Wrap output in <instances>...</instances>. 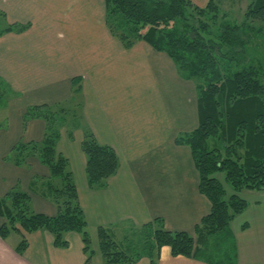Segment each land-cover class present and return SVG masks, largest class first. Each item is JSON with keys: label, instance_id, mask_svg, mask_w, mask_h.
Here are the masks:
<instances>
[{"label": "crops", "instance_id": "obj_1", "mask_svg": "<svg viewBox=\"0 0 264 264\" xmlns=\"http://www.w3.org/2000/svg\"><path fill=\"white\" fill-rule=\"evenodd\" d=\"M189 1L202 8L209 0ZM0 12V23L26 26L0 35V96L6 99L0 107V198L17 189L28 194L35 213L56 215L48 197V169L35 157L20 167L4 158L19 143L42 140L45 122L26 118L30 108L79 105L83 125L71 137L60 132L56 151L68 160L89 238L99 228L112 236L157 219L165 231L193 236L210 203L199 192L189 148L175 141L198 127L195 84L182 79L172 60L147 43L125 48L106 26L104 0H0ZM86 132L119 161L103 190L87 186L80 148ZM238 197L247 207L229 226L236 264H264V191L244 190ZM4 223L0 217V227ZM25 238L22 255L15 251L19 234L0 238V264L86 260L78 233L64 235L66 248H56L45 230ZM156 262L206 264L172 256L167 247L159 250ZM134 264L150 263L141 258Z\"/></svg>", "mask_w": 264, "mask_h": 264}, {"label": "trees", "instance_id": "obj_2", "mask_svg": "<svg viewBox=\"0 0 264 264\" xmlns=\"http://www.w3.org/2000/svg\"><path fill=\"white\" fill-rule=\"evenodd\" d=\"M104 1L106 26L125 48L136 41L147 43L172 60L182 79L195 84L198 127L179 136L175 143L189 148L198 174L199 192L210 203L209 214L194 229L196 238L183 232L165 231L157 219L139 228V236L146 233L142 237L146 240L139 241L134 256L122 249L109 232L99 228L98 246L104 264H134L143 257L150 264H157L162 247H167L175 257H190L206 264H236L235 241L229 226L247 203L233 192L264 191V68L261 64L252 67L250 59L247 68L238 70L243 57L249 54V35L264 34V0H249L241 24L228 22L216 0H209L202 8L189 0ZM0 20L4 22L1 12ZM255 23L260 24L257 29L252 27ZM5 26L0 23V35L20 32L26 27ZM77 92L75 88L74 93ZM49 114L50 109L43 108L27 111L26 118L43 119L44 136L40 142L17 144L4 161L20 167L28 158L35 157L48 169V197L56 207V215L35 213L28 194L13 189L0 198V217L5 220L0 238L5 239L11 232L19 234L21 239L15 251L22 255L28 245L27 234L45 230L53 236L56 248H66L64 235L78 233L86 255L84 264H90L92 251L86 220L68 160L56 151L59 124H52L50 120L55 117L53 114L48 117ZM209 140L215 141L210 149ZM80 148L86 159L88 188L103 190L119 167L115 152L98 144L90 132L85 133ZM216 174H224L232 195L225 192ZM139 249L144 252H138Z\"/></svg>", "mask_w": 264, "mask_h": 264}, {"label": "rangeland", "instance_id": "obj_3", "mask_svg": "<svg viewBox=\"0 0 264 264\" xmlns=\"http://www.w3.org/2000/svg\"><path fill=\"white\" fill-rule=\"evenodd\" d=\"M216 2L219 5L218 8H219L220 13L221 14L225 13L227 15L226 20L228 22L241 24V22L243 20V13H244L247 5L249 4V0H216ZM207 18L209 19L210 16H208ZM189 21H190V19H189ZM205 21H206V19H205ZM217 22L219 23V20ZM214 25H215L214 23H212V25H211V28L213 31H215V28H216V26H214ZM259 26H260V24L255 23V24H253L252 27L257 29ZM251 34L253 36L249 35V39H248V43H247V46H248L247 49L249 50V54H248V52H246V54H248V55L244 56L243 57L244 59L242 57H240L241 60L243 59V62L241 63V66H239L238 70L243 69V68H247L246 64L249 62L250 59H251V65L252 64H258V65L261 64V66L264 68V34H255L253 32ZM253 66L254 65H252V67ZM240 67H242V68H240ZM232 70L235 71L236 68L234 67V69H232ZM5 101H6V99L3 98V96H0V107L2 105H4ZM70 108L71 107L69 105H64L61 108L58 107V109L57 108L52 109L50 111V113H52L54 115L55 119H54V121L50 120V122L52 124H54V123L59 124L58 125L59 126V132H64L66 130L68 133H71V135L73 136V133L75 132V130L80 129L82 127L83 122L81 120L79 105H77L76 107L74 106V109H70ZM52 114H49L48 117H52ZM213 142H215V141L214 140L208 141L207 146L209 149H210V147H212L211 145L214 144ZM215 178L221 183L225 192L228 195H232V191L230 190V188L227 186V184L225 182L224 174H216ZM233 194L238 197V193L233 192ZM90 233H93L90 236V238H91L90 249L92 251L93 264H101V262H102L101 258L102 257H101V253H100L99 246H98V236L94 232H90ZM139 234H140L139 229H135V228L129 229L128 227H126V228H123L122 230H120L118 232L116 231V233L115 234L113 233L111 237L113 238V240L115 242H117V244L122 245V247H121L122 249L128 250L130 256H134L136 253H133V251L138 250V248L140 246L139 241L144 242L145 238H142V237H144L146 235V233L142 234L141 236H139ZM90 238H89V240H90ZM194 238H196V237L194 236ZM220 239H222V237H220ZM228 245L229 244H226V246H228ZM143 250L144 249H141V250L139 249L138 252H141Z\"/></svg>", "mask_w": 264, "mask_h": 264}]
</instances>
